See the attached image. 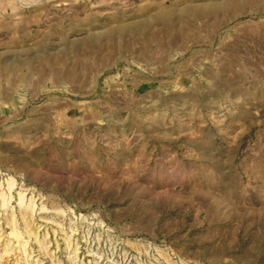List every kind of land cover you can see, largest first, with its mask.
Here are the masks:
<instances>
[{"label": "rangeland", "instance_id": "obj_1", "mask_svg": "<svg viewBox=\"0 0 264 264\" xmlns=\"http://www.w3.org/2000/svg\"><path fill=\"white\" fill-rule=\"evenodd\" d=\"M0 264H264V0H0Z\"/></svg>", "mask_w": 264, "mask_h": 264}, {"label": "bare ground", "instance_id": "obj_2", "mask_svg": "<svg viewBox=\"0 0 264 264\" xmlns=\"http://www.w3.org/2000/svg\"><path fill=\"white\" fill-rule=\"evenodd\" d=\"M8 182V186L9 187H12L13 186V184H14V181L12 180V179H10L9 181H7ZM2 194V193H1ZM2 199H3V197H1ZM3 201H4V199H3Z\"/></svg>", "mask_w": 264, "mask_h": 264}]
</instances>
